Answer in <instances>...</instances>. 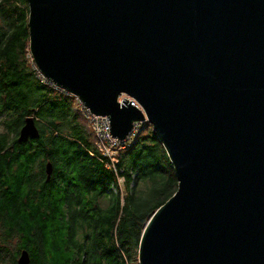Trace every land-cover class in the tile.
<instances>
[{
	"label": "water",
	"instance_id": "1",
	"mask_svg": "<svg viewBox=\"0 0 264 264\" xmlns=\"http://www.w3.org/2000/svg\"><path fill=\"white\" fill-rule=\"evenodd\" d=\"M27 3L41 72L108 116L111 138L149 122L171 160L177 190L138 264H264V0ZM38 135L27 117L18 141Z\"/></svg>",
	"mask_w": 264,
	"mask_h": 264
},
{
	"label": "trees",
	"instance_id": "2",
	"mask_svg": "<svg viewBox=\"0 0 264 264\" xmlns=\"http://www.w3.org/2000/svg\"><path fill=\"white\" fill-rule=\"evenodd\" d=\"M28 20L27 0H0V240L16 238L0 264L23 250L29 264H137L145 222L177 189L170 158L152 127L140 130L116 164L126 194L113 192L82 113L27 62ZM27 117L39 132L31 143L18 141Z\"/></svg>",
	"mask_w": 264,
	"mask_h": 264
},
{
	"label": "built area",
	"instance_id": "3",
	"mask_svg": "<svg viewBox=\"0 0 264 264\" xmlns=\"http://www.w3.org/2000/svg\"><path fill=\"white\" fill-rule=\"evenodd\" d=\"M31 61H33L34 64L32 65L34 67L35 62L32 56H31ZM35 70H37V65H36ZM38 76L42 78L43 80H45L44 76L39 71H38ZM54 86L59 91L73 96L75 99L77 108L82 110L85 113L87 129L91 135V138L94 142V146L97 150V154H94L93 152H89V154L94 156L98 160H100L102 163H104L105 167L114 171V173L116 174L117 182H118V188L117 186H112L111 189L115 193L120 191L123 196L124 189H125V186H124L125 179H124V176H121L118 173V169L116 167V164L119 159V154L127 145L131 144L136 139L137 135L139 134L141 130V126L143 125V123H146V121H135L133 123L132 130L126 136L125 139L120 140L114 136H112L111 138L110 123H108L109 117L93 114L86 107L84 102L76 94L60 86H56V85ZM130 101L132 105L139 107V104L137 103V101L133 99H130Z\"/></svg>",
	"mask_w": 264,
	"mask_h": 264
},
{
	"label": "rangeland",
	"instance_id": "4",
	"mask_svg": "<svg viewBox=\"0 0 264 264\" xmlns=\"http://www.w3.org/2000/svg\"><path fill=\"white\" fill-rule=\"evenodd\" d=\"M31 51H30V47L27 49V59L29 58L30 60H31ZM28 59V64H30V66L32 67V64H34L33 63V61H30ZM33 68H35L36 69V63H35V66L33 67ZM34 69V70H35ZM56 90V89H55ZM56 92H59L60 93V95H62V92H60V91H56ZM59 93H57V95H59ZM63 94H66V93H63ZM67 96H65V95H62V98L63 99H65L64 100V102H65V104L66 105H68L69 107H71V111H72V113H76L77 114V106H76V102H75V99H74V97L73 96H71V95H69V94H66ZM68 96H70V97H68ZM78 96V95H77ZM79 97V96H78ZM125 98V96L124 95H122V96H119L118 97V100H119V102L121 103L122 102V100ZM128 99H129V101H130V99H133V100H135L134 98H131V97H127ZM136 101V100H135ZM79 114V113H78ZM80 118H81V116L80 115H78ZM108 117V116H107ZM82 119V118H81ZM84 123H85V126H87V122L84 120ZM148 127H152L151 126V124L149 123V122H146V123H143V125L141 126V133L144 131V129L146 128V129H148ZM0 128H2V127H0ZM91 136V135H90ZM171 161V160H170ZM171 163V162H170ZM172 164V163H171ZM177 190V189H176ZM126 194V191H125V189H124V195ZM0 239H3V237H2V233H1V230H0ZM2 237V238H1ZM16 239V238H15ZM15 239H12V241L11 242H7V243H4V242H1V240H0V247H8L9 248V252H14L15 251ZM137 251V250H136ZM137 264H138V256H137V262H136ZM131 264H134V263H131Z\"/></svg>",
	"mask_w": 264,
	"mask_h": 264
},
{
	"label": "bare ground",
	"instance_id": "5",
	"mask_svg": "<svg viewBox=\"0 0 264 264\" xmlns=\"http://www.w3.org/2000/svg\"><path fill=\"white\" fill-rule=\"evenodd\" d=\"M38 71L44 76V78H45V80H43L42 78H40L39 76V78L43 81V82H45V83H47V84H49L50 86H52V87H54L56 90H58L54 85H56L54 82H52L51 80H49L42 72H41V70L37 67V75H38ZM56 86H58V85H56ZM59 91V90H58ZM80 110V109H79ZM80 112L82 113V115H83V117H84V119H85V121H86V117H85V113L82 111V110H80ZM136 140V139H135Z\"/></svg>",
	"mask_w": 264,
	"mask_h": 264
},
{
	"label": "flooded vegetation",
	"instance_id": "6",
	"mask_svg": "<svg viewBox=\"0 0 264 264\" xmlns=\"http://www.w3.org/2000/svg\"><path fill=\"white\" fill-rule=\"evenodd\" d=\"M25 142H27V143H31L32 141H31V139H29L28 141H25ZM48 163H50V162H48ZM48 163H46L45 164V167H44V170H45V174H46V176H47V173H46V165L48 164ZM51 164V163H50ZM52 172H53V165L51 164V175H52ZM51 179V176H50V178L48 179V180H50ZM1 223L2 222H0V229H1Z\"/></svg>",
	"mask_w": 264,
	"mask_h": 264
}]
</instances>
